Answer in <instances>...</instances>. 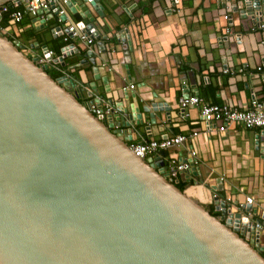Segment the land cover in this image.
Returning <instances> with one entry per match:
<instances>
[{"label": "water", "instance_id": "water-1", "mask_svg": "<svg viewBox=\"0 0 264 264\" xmlns=\"http://www.w3.org/2000/svg\"><path fill=\"white\" fill-rule=\"evenodd\" d=\"M71 2L70 11H80ZM7 3L0 0V10ZM262 4L244 2V11L254 18ZM80 14L90 25L78 28L96 29ZM67 55L53 62L64 66ZM87 56L95 80L94 52ZM47 69L0 30V264H264L258 236L248 239L232 226L248 221L247 209L217 197L220 216H212L167 179L163 162L127 148L144 124L136 100L95 116L90 103L104 99L95 84L97 98L83 103L71 79L54 80ZM162 109L143 107L152 124Z\"/></svg>", "mask_w": 264, "mask_h": 264}, {"label": "crops", "instance_id": "crops-1", "mask_svg": "<svg viewBox=\"0 0 264 264\" xmlns=\"http://www.w3.org/2000/svg\"><path fill=\"white\" fill-rule=\"evenodd\" d=\"M94 1L102 8V17L88 0H74L73 7L80 11L72 13L66 7L67 19L60 23L50 10L41 18L44 23L38 30L35 18L25 15L24 30L37 39L23 47L24 53L41 58L46 46L55 54L52 60H59L65 44L54 31H66L70 22L90 25L85 14H80L87 12L93 18L99 41L88 47L72 40L74 48L64 57V66L51 61L47 68L71 79L83 103L97 98L91 83L98 96L104 98L103 107L120 101L128 107L136 100L144 124L135 127V140H162L178 134L187 137L182 145L153 156L154 164L166 165L171 158L188 162L190 168L178 182L187 184L185 192L193 200L216 211L214 195L220 199L230 197L238 204H244L245 197L250 196L255 203L252 221L262 219L264 132L246 129L238 122L227 124L221 132V123L206 124L199 108L189 107L181 113L178 106L179 97L187 93L202 98L205 104L237 108L249 106L253 97L264 100V33L252 30L259 17L253 20L243 12L242 0ZM24 5L25 0H8L6 4L10 8ZM225 15L231 20L225 21ZM228 25L231 34L225 33ZM90 50L99 68L95 80L94 65L87 56ZM102 78H107L106 85ZM149 103L163 108L155 114L153 124L143 110ZM193 132L197 136L191 137ZM259 244L264 248V232L259 234Z\"/></svg>", "mask_w": 264, "mask_h": 264}, {"label": "built area", "instance_id": "built-area-1", "mask_svg": "<svg viewBox=\"0 0 264 264\" xmlns=\"http://www.w3.org/2000/svg\"><path fill=\"white\" fill-rule=\"evenodd\" d=\"M70 1L71 0H25V5L21 10H19V8L16 6L12 8L14 11L10 13V18L14 24L20 23L25 15L36 18L40 15V13H42L40 15V18H43L44 14L49 12L53 7L54 11H56V15L59 17L58 21L60 23L62 19L63 21H66L67 19L66 7ZM261 1H263L264 3V0ZM244 2L254 3L255 0H242L241 3ZM258 7L259 11L254 12L255 17L253 18V20H256L257 17L259 18L257 22L255 21L256 24L252 27V30H258L261 33H264V4ZM8 10L9 7L4 5L0 10V14L2 15L3 13H7ZM223 19L225 21L231 20L227 15H225ZM95 32L96 30L92 27L78 28L76 24L71 22L67 26L66 31L61 32L60 28L54 31L55 34L59 33L61 35L62 42L65 44L64 48L61 51L63 55L66 54V52L69 53L70 50L74 48V46L71 45L72 40H78L86 46L91 47L97 39L95 36ZM225 33L231 34L229 25L225 27ZM97 40L99 41V39ZM65 47H67L66 50ZM54 55L55 54L53 51L47 50L44 52L41 58L36 57L37 63L39 65H47L51 61H53L52 57ZM258 70H261V68H258ZM224 73H227V70H225ZM129 88L133 89L134 86L131 85ZM178 106L181 111H183V113L184 110L189 107L199 108V113L206 124H211L214 121L221 123L222 126L219 128L221 132L225 131V126L227 124L233 122H238L249 130L258 129L264 132V100L256 99V97L252 98L249 106L237 108L232 105H209L205 104L202 98L198 97L197 95H182L178 99ZM89 109L95 116L109 115L111 113L112 106L111 104H106L103 107L101 103H90ZM195 136H197V132H193L191 134V137ZM186 141L187 137L185 135L178 134L171 138L162 140L141 139L137 141L134 139L127 141L126 146L137 157L146 160L153 158V156H157L159 153L165 152L173 147H178ZM194 155L195 153L192 152L191 156ZM189 168L190 164L188 162H184L176 158H171L165 165L167 179H169L171 182H178L179 176L188 171ZM217 197L219 196L214 195V198ZM221 200H223L225 204L233 203L230 197H228L227 199L222 198ZM254 204V199L250 196L245 197L244 204H237L238 209L250 207L249 209H247L248 212L246 213L248 221H235L232 222V226L235 227L237 229V232L243 237L256 240V236H258L259 238V234L261 232H264V212L262 219L252 221V216L255 213L251 210V208H253ZM249 217L251 218V225L249 224ZM226 218H230V215L228 214Z\"/></svg>", "mask_w": 264, "mask_h": 264}, {"label": "trees", "instance_id": "trees-1", "mask_svg": "<svg viewBox=\"0 0 264 264\" xmlns=\"http://www.w3.org/2000/svg\"><path fill=\"white\" fill-rule=\"evenodd\" d=\"M19 10H21V7H18ZM14 11L12 8L9 7V10L7 13H3L1 15L0 20V30L3 32L4 37L9 42H17L23 47L27 46L31 40L37 39L34 34L28 30H24V24L22 21L18 24H14L10 18V13ZM24 18V17H23ZM23 20V19H22ZM21 29V30H20ZM64 46V43H62ZM47 74L54 80L59 79L62 77V74L60 72H53L47 69ZM186 183L177 182L176 186L178 189L182 192L185 191ZM187 194V192H185ZM188 195V194H187ZM190 198L191 196L188 195ZM209 213L218 218L220 216V213L217 211H214V209H208ZM264 257V252L261 253Z\"/></svg>", "mask_w": 264, "mask_h": 264}, {"label": "bare ground", "instance_id": "bare-ground-1", "mask_svg": "<svg viewBox=\"0 0 264 264\" xmlns=\"http://www.w3.org/2000/svg\"><path fill=\"white\" fill-rule=\"evenodd\" d=\"M187 195V194H186ZM188 196V195H187Z\"/></svg>", "mask_w": 264, "mask_h": 264}]
</instances>
